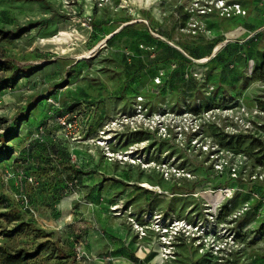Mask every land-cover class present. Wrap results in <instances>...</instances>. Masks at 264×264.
Wrapping results in <instances>:
<instances>
[{
    "label": "rangeland",
    "instance_id": "374dc122",
    "mask_svg": "<svg viewBox=\"0 0 264 264\" xmlns=\"http://www.w3.org/2000/svg\"><path fill=\"white\" fill-rule=\"evenodd\" d=\"M196 1L0 0V244L34 254L16 264L264 262V0ZM231 235L227 256L205 242Z\"/></svg>",
    "mask_w": 264,
    "mask_h": 264
},
{
    "label": "built area",
    "instance_id": "2783aa9c",
    "mask_svg": "<svg viewBox=\"0 0 264 264\" xmlns=\"http://www.w3.org/2000/svg\"><path fill=\"white\" fill-rule=\"evenodd\" d=\"M211 4H212V6H211ZM196 7H197L198 11L200 13H203V14L208 13V12H215L220 16H229L231 14L244 16L247 13L241 3H238V2L229 3L228 0H212L211 2L209 1V3L206 5H201V2L198 0V1H196ZM175 67H176V65L174 64L172 66V68H175ZM161 75H163V73ZM161 84H162V78L157 77L156 86L157 87L161 86ZM138 101L140 102V105H139L137 112L139 114H142L143 111L146 110V107L143 106V104H142V103H144V98L142 96H139ZM60 122H61V124H63L64 127H67V126L70 127L72 120L71 119L66 120V118L63 117L60 119ZM48 132L50 134H52L51 131H48ZM42 136H43V133L41 134L40 132H38L36 135V138L40 139ZM254 179L257 180L258 182H264V173L256 174ZM262 202H264V196H262ZM182 227L190 229L191 227H193V225L188 223L185 220H176L175 222L172 223L170 229H174L175 235H177L178 232L180 231L179 229ZM196 227H197L196 229L199 230L200 226H196ZM169 231H170L169 227H165L164 233L168 234ZM166 234L163 235V237H162L163 241H164L163 243L172 245L171 242L168 241V239L165 240ZM205 242H210L212 244V247H214L212 252L214 254H218V255L224 254V256H227V254L229 252H231L233 248L238 247V244H236V241L234 239V235L230 236L229 241L227 240L225 242L224 246H221V245L220 246H214L213 243L215 242V240H211L210 238H209V240L208 239L206 240V238H205Z\"/></svg>",
    "mask_w": 264,
    "mask_h": 264
},
{
    "label": "trees",
    "instance_id": "16d2710c",
    "mask_svg": "<svg viewBox=\"0 0 264 264\" xmlns=\"http://www.w3.org/2000/svg\"><path fill=\"white\" fill-rule=\"evenodd\" d=\"M0 34L4 35L5 33L2 30H0ZM238 47H240V45ZM187 56H189L191 58H197V59L203 58L202 57L203 55L201 54L200 51L198 52V50L197 51H195V50L189 51V54H187ZM168 61L175 63L176 67L171 68L169 71L165 72V74L163 75L162 84L160 87L164 86L166 84V81L169 82V79H170L172 72L175 71V69L177 68L176 62H174V60L171 57H168ZM0 65H2V64L0 63ZM188 77H190V75ZM4 85L6 86L8 84L5 83ZM13 232L18 233V232H21V230L19 228H17ZM33 256H34L33 253L24 252V250H17V251L13 252V251L9 250L6 246L0 244V261L3 264H16V263L24 261L25 259L31 258Z\"/></svg>",
    "mask_w": 264,
    "mask_h": 264
},
{
    "label": "crops",
    "instance_id": "0c3cea01",
    "mask_svg": "<svg viewBox=\"0 0 264 264\" xmlns=\"http://www.w3.org/2000/svg\"><path fill=\"white\" fill-rule=\"evenodd\" d=\"M262 190L264 191V186H262ZM261 264H264V262H262Z\"/></svg>",
    "mask_w": 264,
    "mask_h": 264
}]
</instances>
